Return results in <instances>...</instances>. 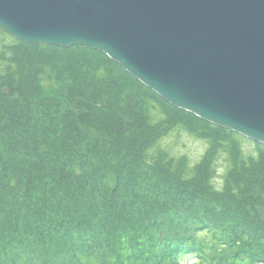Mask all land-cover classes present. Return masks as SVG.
I'll list each match as a JSON object with an SVG mask.
<instances>
[{
  "label": "trees",
  "instance_id": "trees-1",
  "mask_svg": "<svg viewBox=\"0 0 264 264\" xmlns=\"http://www.w3.org/2000/svg\"><path fill=\"white\" fill-rule=\"evenodd\" d=\"M3 45L0 264H264L263 145L245 157L240 134L171 106L101 51ZM187 118L214 142L193 170L150 153L176 128L198 132Z\"/></svg>",
  "mask_w": 264,
  "mask_h": 264
},
{
  "label": "water",
  "instance_id": "water-1",
  "mask_svg": "<svg viewBox=\"0 0 264 264\" xmlns=\"http://www.w3.org/2000/svg\"><path fill=\"white\" fill-rule=\"evenodd\" d=\"M0 29L100 50L168 103L264 145V0H0Z\"/></svg>",
  "mask_w": 264,
  "mask_h": 264
},
{
  "label": "rangeland",
  "instance_id": "rangeland-1",
  "mask_svg": "<svg viewBox=\"0 0 264 264\" xmlns=\"http://www.w3.org/2000/svg\"><path fill=\"white\" fill-rule=\"evenodd\" d=\"M3 43L11 44V43H13V38L9 34L2 31V32H0V56H1V53L4 49ZM48 46H51V45H48ZM77 46H80V45H77ZM72 47H75V46H72ZM72 47H70V48H72ZM82 47H84V46H82ZM60 48L70 49V48H65V47H60ZM89 50H91V49H89ZM91 51H95V50H91ZM0 64H2L1 61H0ZM3 69H4L3 65H0V71H3ZM52 85H54V83ZM57 85H59V84H57ZM63 86L65 88L67 87L65 83H63ZM191 114L196 116L193 113H191ZM196 117H198V116H196ZM174 118L176 120L179 119L178 117H175V116H174ZM191 119L192 120L187 118L188 123L192 125V127H193L192 129H196V130H198V132H194V131L191 132L190 130L188 131V129H186L185 127L176 128V129L172 130L167 136H164L161 140H159L157 142V144L155 145V147L151 150L150 153L155 154L158 150H162L167 155H169L170 157H172L174 159H182V158L185 159L186 158L187 163L192 170L194 169V167L200 165V163L203 161V158L205 157V155L209 152L210 147L213 146L214 142H213V140H210L211 138H208L207 136L204 135L208 127L204 124L201 126V125L197 124V122H195V119H193V118H191ZM199 119H201V118H199ZM201 120H203L207 123H210L204 119H201ZM126 124L130 125L129 119H127ZM200 124H202V123L200 122ZM210 124H212V123H210ZM82 125L84 126L83 123H82ZM124 126L126 127V125H124ZM218 127H220V126H218ZM220 128L226 129L223 127H220ZM79 129H81V128H79ZM226 130H229V129H226ZM84 131H85V133H87V135H90V136L94 135V133L91 131V128H89V129L84 128ZM229 131H231V130H229ZM209 137H211L210 134H209ZM95 138H96V136H95ZM239 140H240L241 150H242L243 155L245 157H248V156L256 157L257 156L258 149L255 146L256 143H254L251 140L246 139L245 137H244V139H239ZM225 141L226 142L224 144L226 145V147L219 149L218 153L215 155V159H214L215 160L214 161V167L216 169V174H215V179H214L213 183L215 184V186L217 188L222 187V185L224 183L225 176L230 169V160H231L230 154L231 153L228 150V142H230V140L226 139ZM196 260L197 259H194L192 257H188L184 261H182V264H194V262ZM197 262H198V260H197Z\"/></svg>",
  "mask_w": 264,
  "mask_h": 264
},
{
  "label": "bare ground",
  "instance_id": "bare-ground-1",
  "mask_svg": "<svg viewBox=\"0 0 264 264\" xmlns=\"http://www.w3.org/2000/svg\"><path fill=\"white\" fill-rule=\"evenodd\" d=\"M1 30V29H0ZM1 31H3V30H1ZM4 32V31H3ZM6 33V32H5ZM11 36V35H10ZM13 39H16L15 37H13V36H11ZM16 40H18V39H16ZM18 41H20V40H18ZM21 42H23V41H21ZM24 43H27V42H24ZM28 44H33V43H28ZM34 45H39V44H34ZM53 46V45H52ZM56 47H58V46H56ZM92 50V49H91ZM95 51H100V50H95ZM102 52V51H101ZM102 53H104V52H102ZM105 55H107L106 53H104ZM108 56V55H107ZM109 57V56H108ZM110 58V57H109ZM111 59V58H110ZM112 61H114L113 59H111ZM115 62V61H114ZM124 68V67H123ZM125 69V68H124ZM126 70V69H125ZM127 71V70H126ZM128 72V71H127ZM129 73V72H128ZM130 74V73H129ZM131 75V74H130ZM135 79H137V78H135ZM138 80V79H137ZM138 81H140V80H138ZM141 82V81H140ZM142 83V82H141ZM142 84H144V83H142ZM145 85V84H144ZM146 87H148L147 85H145ZM149 88V87H148ZM149 89H151V88H149ZM152 90V89H151ZM153 91V90H152ZM154 92V91H153ZM156 93V92H155ZM157 94V93H156ZM157 95H159V94H157ZM160 96V95H159ZM161 97V96H160ZM162 98V97H161ZM163 99V98H162ZM163 100H165V99H163ZM166 101V100H165ZM167 102V101H166ZM170 104V103H169ZM171 106H173V107H175L174 105H172V104H170ZM177 108V107H176ZM179 109V108H178ZM181 110H183V109H181ZM184 111H186V110H184ZM186 112H189V111H186ZM190 113V112H189ZM200 118V117H199ZM242 136V135H241ZM242 137H244V136H242ZM246 138V137H245ZM246 139H248V138H246ZM248 140H251V139H248ZM251 141H253V140H251ZM254 143H257V144H260V143H258V142H256V141H253ZM260 145H263V144H260ZM264 146V145H263Z\"/></svg>",
  "mask_w": 264,
  "mask_h": 264
}]
</instances>
